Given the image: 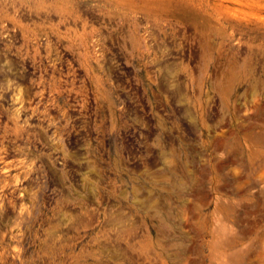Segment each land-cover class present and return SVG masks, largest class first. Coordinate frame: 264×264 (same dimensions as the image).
Segmentation results:
<instances>
[{
	"label": "rangeland",
	"instance_id": "1",
	"mask_svg": "<svg viewBox=\"0 0 264 264\" xmlns=\"http://www.w3.org/2000/svg\"><path fill=\"white\" fill-rule=\"evenodd\" d=\"M0 264H264V0H0Z\"/></svg>",
	"mask_w": 264,
	"mask_h": 264
}]
</instances>
